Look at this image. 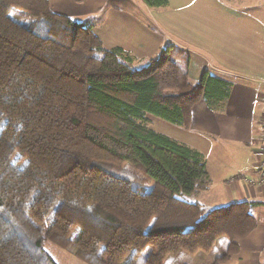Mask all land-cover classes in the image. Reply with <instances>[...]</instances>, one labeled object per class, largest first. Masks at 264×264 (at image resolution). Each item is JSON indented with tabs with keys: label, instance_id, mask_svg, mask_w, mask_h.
I'll return each mask as SVG.
<instances>
[{
	"label": "trees",
	"instance_id": "obj_1",
	"mask_svg": "<svg viewBox=\"0 0 264 264\" xmlns=\"http://www.w3.org/2000/svg\"><path fill=\"white\" fill-rule=\"evenodd\" d=\"M135 62L50 0H0V264H60L48 242L86 264H137L148 246L144 264H191L182 253L227 239L198 263L221 264L256 229V202L197 201L212 183L204 154L148 117L190 128L194 106L233 83L209 70L192 82L178 45Z\"/></svg>",
	"mask_w": 264,
	"mask_h": 264
},
{
	"label": "crops",
	"instance_id": "obj_2",
	"mask_svg": "<svg viewBox=\"0 0 264 264\" xmlns=\"http://www.w3.org/2000/svg\"><path fill=\"white\" fill-rule=\"evenodd\" d=\"M50 3L56 12L93 26L106 49L130 52L137 67L162 47L178 45L190 55V79L197 82L209 70L233 83L226 99L211 105L202 99L194 106L191 126L185 128L189 137L178 140L207 160L212 183L197 201L209 209L258 204L256 229L221 264H264V182L259 181L264 164V0H169L166 8H150L142 0ZM64 264L86 263L65 258Z\"/></svg>",
	"mask_w": 264,
	"mask_h": 264
},
{
	"label": "rangeland",
	"instance_id": "obj_3",
	"mask_svg": "<svg viewBox=\"0 0 264 264\" xmlns=\"http://www.w3.org/2000/svg\"><path fill=\"white\" fill-rule=\"evenodd\" d=\"M11 15L21 20L29 19V16L27 14L23 13L21 10H18V9L12 10ZM191 80L193 82L196 81V79L193 78L192 76H191ZM148 117L150 118V121H151V125H150L151 128L158 132L164 133L166 135H169L171 137H174L176 139L183 140V141H185V139L189 137V134L186 132V129L182 126L175 125L155 115H148ZM208 203H209L208 204L209 207H212L211 202H208ZM226 245H227V239H222L221 241H219L217 247L211 253L200 252V253H197L196 255L182 253L181 258L182 260L187 261L191 264H198L203 258L207 256L214 259L215 257L221 255L224 252ZM46 248L52 253V255L56 258V260L62 264L65 263V258L77 261V259H75L68 251L62 248H59L58 246L50 242L46 244ZM156 251H157L156 246H148L145 250H143L138 255L137 261H136L137 264H144V261L147 255L151 252H156ZM126 261H127V256L124 255L119 260V264H124Z\"/></svg>",
	"mask_w": 264,
	"mask_h": 264
},
{
	"label": "built area",
	"instance_id": "obj_4",
	"mask_svg": "<svg viewBox=\"0 0 264 264\" xmlns=\"http://www.w3.org/2000/svg\"><path fill=\"white\" fill-rule=\"evenodd\" d=\"M259 181L264 182V164H263L261 172H260Z\"/></svg>",
	"mask_w": 264,
	"mask_h": 264
}]
</instances>
